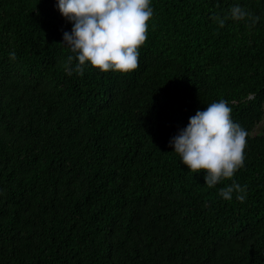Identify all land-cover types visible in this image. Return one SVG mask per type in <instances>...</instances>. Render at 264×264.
Listing matches in <instances>:
<instances>
[{"label": "trees", "instance_id": "16d2710c", "mask_svg": "<svg viewBox=\"0 0 264 264\" xmlns=\"http://www.w3.org/2000/svg\"><path fill=\"white\" fill-rule=\"evenodd\" d=\"M56 3L0 0V264H264V0H152L139 67L83 75ZM219 99L249 136L209 187L169 140Z\"/></svg>", "mask_w": 264, "mask_h": 264}, {"label": "clouds", "instance_id": "9594fccd", "mask_svg": "<svg viewBox=\"0 0 264 264\" xmlns=\"http://www.w3.org/2000/svg\"><path fill=\"white\" fill-rule=\"evenodd\" d=\"M55 6L73 22L71 30L63 32L62 41L72 53L66 67L69 75L73 71L83 75L88 63L101 71L125 73L139 67V46L148 37V21L154 15L152 0H57ZM230 15L243 19L252 14L237 3L231 7ZM216 19L221 26L226 22ZM257 20L259 16L253 22ZM10 55L14 58L15 52ZM232 111L226 99L215 100L197 109L189 123L169 140L189 169L206 170L204 179L209 187L234 177L245 164L249 131L232 118ZM219 192L227 200L234 193L241 201L247 198V186L236 180Z\"/></svg>", "mask_w": 264, "mask_h": 264}, {"label": "rangeland", "instance_id": "374dc122", "mask_svg": "<svg viewBox=\"0 0 264 264\" xmlns=\"http://www.w3.org/2000/svg\"><path fill=\"white\" fill-rule=\"evenodd\" d=\"M262 131H264V116H263L262 121L254 128L252 133L256 134V133H260Z\"/></svg>", "mask_w": 264, "mask_h": 264}]
</instances>
